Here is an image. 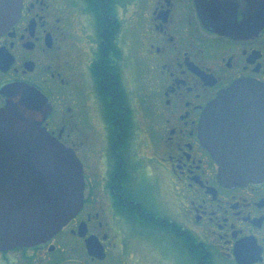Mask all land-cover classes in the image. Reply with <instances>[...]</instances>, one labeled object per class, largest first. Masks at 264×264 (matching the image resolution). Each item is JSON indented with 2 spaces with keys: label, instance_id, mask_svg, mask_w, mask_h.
I'll use <instances>...</instances> for the list:
<instances>
[{
  "label": "flooded vegetation",
  "instance_id": "af4514ba",
  "mask_svg": "<svg viewBox=\"0 0 264 264\" xmlns=\"http://www.w3.org/2000/svg\"><path fill=\"white\" fill-rule=\"evenodd\" d=\"M259 11L264 0H22L0 36V107L9 85L47 97L43 127L80 159L84 202L0 264H264V179L223 182L202 132L221 92L264 85V25L222 35L208 20Z\"/></svg>",
  "mask_w": 264,
  "mask_h": 264
},
{
  "label": "water",
  "instance_id": "95a60500",
  "mask_svg": "<svg viewBox=\"0 0 264 264\" xmlns=\"http://www.w3.org/2000/svg\"><path fill=\"white\" fill-rule=\"evenodd\" d=\"M22 0H0V36L19 18ZM261 6V3L259 4ZM226 35L259 30L264 15L239 25L208 20ZM0 107V250L36 244L57 233L84 202V168L76 153L43 127L51 112L47 97L26 84L3 90ZM240 118H254L242 122ZM256 130L260 146L240 143L242 133ZM205 143L230 185L264 179V85L244 80L221 92L202 123Z\"/></svg>",
  "mask_w": 264,
  "mask_h": 264
},
{
  "label": "rangeland",
  "instance_id": "374dc122",
  "mask_svg": "<svg viewBox=\"0 0 264 264\" xmlns=\"http://www.w3.org/2000/svg\"><path fill=\"white\" fill-rule=\"evenodd\" d=\"M85 168L87 169V172H90V170L88 169V166H87L86 162H85Z\"/></svg>",
  "mask_w": 264,
  "mask_h": 264
}]
</instances>
